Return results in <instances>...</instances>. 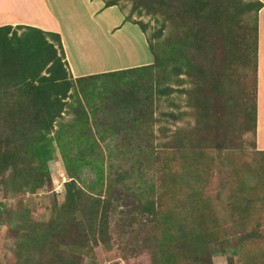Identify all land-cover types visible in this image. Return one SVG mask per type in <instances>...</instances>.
I'll return each mask as SVG.
<instances>
[{
	"label": "trees",
	"instance_id": "1",
	"mask_svg": "<svg viewBox=\"0 0 264 264\" xmlns=\"http://www.w3.org/2000/svg\"><path fill=\"white\" fill-rule=\"evenodd\" d=\"M103 1L106 8L123 10L122 2L130 4L124 22L145 35L153 63L73 79L58 34L30 26L0 27L1 196L52 191L48 163L56 152L68 177L46 222L33 219L21 203L0 204V224L13 241L10 260L0 264H84L97 246L111 250L110 230L117 216L119 226L144 232L140 244L148 264H213L211 246L226 253L232 240L236 244L226 264H264V151L255 148L259 170L246 175L233 168L236 150L224 136L232 125L238 126L237 136H256L261 1ZM134 15L150 16L158 28L147 35L148 24ZM184 84L193 87L177 89ZM175 92L187 96L195 126L176 129L164 142L154 171L158 186L132 165L114 177L110 170L106 174L85 103L93 115L102 111L103 122L114 120L104 124L133 152L136 144H150L147 136L153 133L141 135L142 129L155 122L153 108L159 100ZM69 108L74 118L61 124L58 120ZM105 133L99 135L101 141ZM67 144L79 151L66 155ZM138 149L136 163L153 157ZM226 149L235 150L224 155L232 193L221 201L219 193L209 195V187L212 163ZM84 160H97L91 167L95 180L87 189L79 183L82 168L77 165ZM136 174L140 182L133 179ZM126 179L129 184L122 182Z\"/></svg>",
	"mask_w": 264,
	"mask_h": 264
},
{
	"label": "rangeland",
	"instance_id": "2",
	"mask_svg": "<svg viewBox=\"0 0 264 264\" xmlns=\"http://www.w3.org/2000/svg\"><path fill=\"white\" fill-rule=\"evenodd\" d=\"M32 1L33 0H31L30 4L32 3ZM100 1L104 3L103 0ZM19 2H22V0H19ZM121 4H123L122 7H126L125 10H123L121 6H116V8L110 12H112L115 16H122L124 22L125 15L129 11L130 4L124 2H122ZM104 8H106L105 4ZM24 11L25 14H28L29 12L28 9H24ZM52 11L57 17L60 15V9H54ZM70 15L71 14H69V16ZM133 19L141 20L145 24H148L147 35L154 33L158 28V24H156L155 19L151 18L150 16H142L138 18L134 15ZM136 28L140 30L137 25L135 28L132 25H125V29H123L122 32L126 33V35L122 36V38H128L131 40L129 46L126 48H122L124 46H121V48H112L113 50H106L107 47H105L104 45L106 41L102 42L101 39L97 40L96 43L98 44V46L96 48L97 51L94 56L107 61L112 60L114 62L108 64H111L112 66V63H114L113 66L119 67L129 65L130 63H153V56L149 51L146 42H144L145 38L144 36L140 37L139 32ZM113 38L111 37L110 39ZM130 51H132L131 54ZM124 53L126 54L124 55ZM181 78H183V76ZM98 82H100V80H98ZM172 86L176 87V85ZM191 87H193L191 84H184L182 87H177V89H190ZM186 99L187 96L185 94L175 92L170 97H163L159 100L157 106H154L153 108L152 118L155 120V122L151 124L149 129H142L144 133L141 132V134L139 132L141 135H145V132L146 134L147 132H150L153 133L154 137L147 136L151 141L148 145L149 147H140L137 144L134 145L132 149L134 150L133 152L135 155L133 154V152L130 151L131 146L119 143V135L114 134L111 137L112 133L116 132H112V130L108 126L109 124H111V121L113 119L107 120V118H105V122H107L108 124L105 125V122H103V113L100 111H96V115H93L90 111V108L85 103V109L88 113L90 129L98 135L99 133L107 131V138L104 140L105 142H100V147L104 157L102 167L105 170V173L107 174L110 170L111 174L114 177L118 173L131 170L132 168L130 166L132 165L138 167L139 169H142L145 174H148L147 179L150 181V183H153L155 184V186H158L154 171H156L160 165V159L162 158L161 153L164 142L169 139L171 133H173L176 129H185L188 131L192 130V128L195 126V117L193 115H189L192 110L190 111V109L186 107ZM68 110L69 109H66L65 112L67 113ZM171 114L174 115V117H172ZM68 117L69 115H64L63 120H69L70 117ZM60 119H62V117ZM60 119L58 121H60ZM100 122H103V125H101ZM236 127L238 126L232 125L230 127H227V129L225 130L226 132L224 133L227 142L226 145H228L229 148L235 149L236 151L226 149L225 151L218 153L215 150H209L212 151L214 155H216V153L220 154L217 155L218 157L212 163L213 166L209 187L210 196L219 193L222 197L223 195L227 196L228 194L232 193V186L230 185L228 187L229 182L231 180V167L228 165L226 159L224 158V155L236 152V158L234 159L235 164L233 168H238L239 171H243V173L246 175H252V172H256L257 170H259L257 162H255L256 146H254L255 139L252 132L244 133L240 136H237L234 134L236 131ZM135 139L138 141L139 137L136 135ZM113 142L119 144L117 149H115V143ZM141 143L145 145L144 142ZM136 149H138L139 152H151L153 157L150 156L151 158L146 161L140 157V162L142 163H136L135 158H138L139 160V155H137L138 152ZM156 152H158L157 156L159 160L155 159ZM65 154L70 156L74 153L66 152ZM96 161L97 160H84L81 162L79 161V163H77V165L82 168L80 173L81 179L79 183L82 187L86 189V186H88L95 180L96 175L91 170V167L97 165ZM110 166L113 167L110 169ZM48 168L53 183L52 191L42 190L39 191L37 194L25 193L24 195H21L20 197L14 199L2 197V194L0 192V204L3 203L8 207L13 204L21 203L22 207L30 211L33 219H36L39 222H46L51 214L52 202L54 201V199L58 200L59 197L62 196L64 190L63 184L68 180L66 166L59 152H56L55 158L48 163ZM135 171H137V169H135ZM146 176L147 175H145V178ZM150 178H152L153 181H151ZM133 179L139 181V174H136ZM122 182L125 184H129L130 180L126 179ZM225 183L227 184V187H224ZM221 184H223V187L220 186ZM157 188L158 187H156V189ZM225 196L222 197L221 201ZM114 220L115 221H112L113 224L110 230L112 243L111 250H107L102 245L97 246L94 249L93 254L85 256L84 264H148L149 256L140 244L142 238L144 237V232L136 231V233H131L127 227L118 225V216ZM235 244L236 241L232 240L229 245V249L226 253L219 252L217 246L212 245L211 250L213 256V264H226V258L229 255H232V251L234 250ZM12 249L13 241L8 235V228L7 226L0 224V263H6L10 260V257L12 256ZM235 261L237 262L236 257Z\"/></svg>",
	"mask_w": 264,
	"mask_h": 264
},
{
	"label": "crops",
	"instance_id": "3",
	"mask_svg": "<svg viewBox=\"0 0 264 264\" xmlns=\"http://www.w3.org/2000/svg\"><path fill=\"white\" fill-rule=\"evenodd\" d=\"M260 1L262 8L258 13L255 145L257 150L264 151V0ZM30 2L31 0H22V2H19V0H0V27L30 26L44 32L58 34L61 39L67 69L73 79L151 64L147 62L130 63L119 67L113 66L114 63H112L111 66L108 63L114 61H107L94 56L98 46L96 41L99 39L102 42L106 41L104 44L107 47L106 50L121 48V46L126 48L130 44V39L122 38L126 35L122 31L125 29V25H132L134 28L136 25L124 23L122 16L113 15L110 11L115 9L116 6L104 8V3L100 0H33L31 4ZM24 9L29 10L28 14H25ZM54 9H60L58 17L53 13L52 10ZM69 14L71 15L69 16ZM137 31L140 37L144 36L145 38L140 30L137 29ZM111 37L115 38L110 39ZM144 42H146V38ZM131 53L132 51H130ZM64 115H69V120H63ZM73 118L74 111L69 108L67 113L62 114L60 123L67 124ZM92 133L97 140L95 144L97 150H101L100 142H105L99 139V135L102 133L98 135L93 130ZM114 134L120 135L112 133L111 136ZM113 143H115V149H117L119 144ZM67 146L66 152L76 153L79 151L76 145L67 144Z\"/></svg>",
	"mask_w": 264,
	"mask_h": 264
},
{
	"label": "bare ground",
	"instance_id": "4",
	"mask_svg": "<svg viewBox=\"0 0 264 264\" xmlns=\"http://www.w3.org/2000/svg\"><path fill=\"white\" fill-rule=\"evenodd\" d=\"M123 48V47H122ZM126 53H124V55H125Z\"/></svg>",
	"mask_w": 264,
	"mask_h": 264
}]
</instances>
